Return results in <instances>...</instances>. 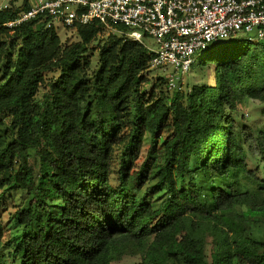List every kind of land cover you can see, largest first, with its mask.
I'll list each match as a JSON object with an SVG mask.
<instances>
[{"label": "trees", "instance_id": "trees-1", "mask_svg": "<svg viewBox=\"0 0 264 264\" xmlns=\"http://www.w3.org/2000/svg\"><path fill=\"white\" fill-rule=\"evenodd\" d=\"M29 2L0 8V264H264V195L235 179L249 143L264 167V130L232 115L264 102V40L228 41L202 81L159 76L147 98L140 42L99 22L65 46L42 17L6 27Z\"/></svg>", "mask_w": 264, "mask_h": 264}, {"label": "built area", "instance_id": "built-area-1", "mask_svg": "<svg viewBox=\"0 0 264 264\" xmlns=\"http://www.w3.org/2000/svg\"><path fill=\"white\" fill-rule=\"evenodd\" d=\"M30 7L4 23L13 28L42 17L48 27H77L99 22L127 40L140 42L151 54L152 67L172 65L170 88L196 54L214 43L256 31L264 40V0H32ZM3 6H0V8ZM152 37L155 46L145 42ZM252 39L251 37H248Z\"/></svg>", "mask_w": 264, "mask_h": 264}, {"label": "rangeland", "instance_id": "rangeland-1", "mask_svg": "<svg viewBox=\"0 0 264 264\" xmlns=\"http://www.w3.org/2000/svg\"><path fill=\"white\" fill-rule=\"evenodd\" d=\"M24 0H0V6L5 5H19ZM32 1V0H29ZM57 33L60 35L62 39L63 45H69L72 42L78 41L79 36L77 34V31L75 28H67L63 25H58L56 28ZM111 32H114L113 29L105 28L104 32L102 34V37L108 36ZM119 34V32H117ZM251 37L252 40H257L258 34L256 31H252L249 33H244L238 37H235L236 39L239 38H248ZM231 39L232 41H236V39ZM145 42L148 45L155 46V41L152 37H146ZM230 40V41H231ZM229 41V42H230ZM228 41H220L218 43H214L210 46V48L207 51H204L200 54H196V62L192 65L191 69L184 73L182 75L181 80L179 81V85L184 86L187 81H189L190 84L194 82H200L202 81L204 71L199 72V60L202 56H204L208 51H214L217 49H222L223 47L227 46ZM91 60L93 61V66H95L96 61L98 60L97 52H94L93 55L90 56ZM174 72V67L172 65L167 66H161V67H150V70L147 71V77L148 80L143 84V90L146 91V97L149 98L153 93H157L159 91V87L157 86L158 83V77L159 76H166L168 78L169 74ZM168 88V87H167ZM44 91V88H41L39 95L41 96ZM258 100V99H257ZM260 101V100H259ZM262 102V101H261ZM233 116H243L244 114L240 111V109L237 112L232 113ZM8 120V118H6ZM246 126L250 130L251 133L257 134L258 132L264 130V102L261 103L260 106H258L254 112H252L251 115L245 116L244 118H240V127ZM247 159H246V165L247 170H240L236 173L235 179L238 181V184L240 185V188L242 186H245L249 189H255V191H258L262 195H264L263 189H258V186L264 185V167L263 163L259 160L258 152L256 149H254V146L247 144ZM31 165L34 169V171L37 172L38 166L33 158L30 159ZM249 170L254 171L258 178H256L252 172H249ZM238 186V185H237ZM22 201V199H20ZM20 200L17 202H20ZM17 207L16 202H10L9 203V211L3 213V220L5 222L6 226V234L7 238L11 239V245H13L14 241L18 238V234L21 233L22 227L18 225H14V220L10 216L9 212L14 211ZM264 233V231H262ZM211 242V239L210 241ZM9 248V247H8ZM6 248V250L8 249ZM209 250H212V244H208ZM209 252V251H208ZM140 253H125L123 254L119 259H116L111 262V264H137L138 261H140Z\"/></svg>", "mask_w": 264, "mask_h": 264}, {"label": "clouds", "instance_id": "clouds-1", "mask_svg": "<svg viewBox=\"0 0 264 264\" xmlns=\"http://www.w3.org/2000/svg\"><path fill=\"white\" fill-rule=\"evenodd\" d=\"M261 101L257 100L254 97H246L244 100L238 105L240 111L245 115L249 116L255 109L261 105Z\"/></svg>", "mask_w": 264, "mask_h": 264}]
</instances>
